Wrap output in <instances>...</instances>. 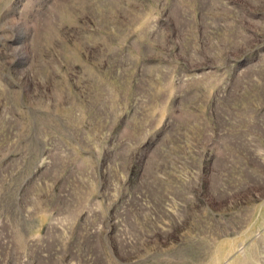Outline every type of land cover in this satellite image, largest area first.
Segmentation results:
<instances>
[{
    "label": "rangeland",
    "instance_id": "1",
    "mask_svg": "<svg viewBox=\"0 0 264 264\" xmlns=\"http://www.w3.org/2000/svg\"><path fill=\"white\" fill-rule=\"evenodd\" d=\"M0 264H264V0H0Z\"/></svg>",
    "mask_w": 264,
    "mask_h": 264
}]
</instances>
